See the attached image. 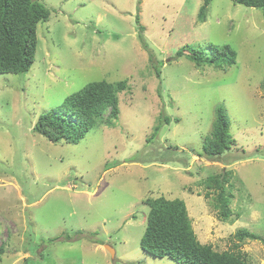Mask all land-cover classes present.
<instances>
[{"label":"rangeland","instance_id":"obj_1","mask_svg":"<svg viewBox=\"0 0 264 264\" xmlns=\"http://www.w3.org/2000/svg\"><path fill=\"white\" fill-rule=\"evenodd\" d=\"M39 2L51 15L38 26L35 63L25 74H0V264H177L140 247L145 202L160 197L185 202L202 244L264 264L261 241L237 239L247 229L264 240L262 10L213 0L201 23L204 0ZM212 44L232 47L237 63L220 71L176 59L180 49ZM102 80L127 82L111 126L108 110L78 144L34 131L41 114ZM217 106L234 140L220 162L198 156ZM224 173L227 222L206 186Z\"/></svg>","mask_w":264,"mask_h":264},{"label":"trees","instance_id":"obj_2","mask_svg":"<svg viewBox=\"0 0 264 264\" xmlns=\"http://www.w3.org/2000/svg\"><path fill=\"white\" fill-rule=\"evenodd\" d=\"M250 8L262 10L264 0H231ZM213 0H204L198 19L207 21L209 7ZM50 10L39 0H0V74H25L35 63L38 47V26L50 19ZM136 22L143 39L144 27L140 17ZM186 57L196 68L212 67L226 71L237 63V52L230 46L210 45L208 50L191 48L180 49L176 59ZM156 73L158 78L161 72ZM127 89L126 80L109 83L105 80L92 82L64 99L59 107L51 108L41 114L34 131L52 143L62 141L78 144L96 126L100 125L104 114L110 110L107 125L119 119V94ZM215 121L211 133L205 137L203 151L198 156L211 161H223L224 155L231 149L233 138L230 133V120L224 106H217ZM162 120V119H161ZM166 124L172 122L164 116ZM179 122V120H175ZM161 125H157L153 138L158 135ZM228 176L226 173L207 179L208 189L217 192L216 202L219 217L223 222L232 216V194L227 192ZM205 197H211L206 192ZM150 211L147 216L146 229L140 241V247L149 255L158 258H171L177 264H248L240 252H218L212 245L202 244L192 228L187 206L183 200H168L165 197L148 199L145 202ZM240 242L245 240L261 241L260 236L247 229L237 232ZM2 250H0V253Z\"/></svg>","mask_w":264,"mask_h":264},{"label":"water","instance_id":"obj_3","mask_svg":"<svg viewBox=\"0 0 264 264\" xmlns=\"http://www.w3.org/2000/svg\"><path fill=\"white\" fill-rule=\"evenodd\" d=\"M106 249L112 254V256H115L113 248H111L110 246H106Z\"/></svg>","mask_w":264,"mask_h":264}]
</instances>
